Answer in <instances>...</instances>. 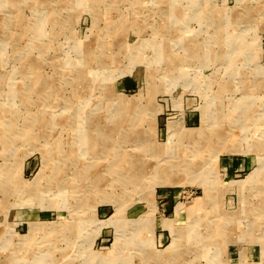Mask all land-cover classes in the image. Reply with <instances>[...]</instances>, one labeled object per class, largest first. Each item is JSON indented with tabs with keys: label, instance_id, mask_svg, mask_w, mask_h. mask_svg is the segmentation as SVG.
<instances>
[{
	"label": "rangeland",
	"instance_id": "374dc122",
	"mask_svg": "<svg viewBox=\"0 0 264 264\" xmlns=\"http://www.w3.org/2000/svg\"><path fill=\"white\" fill-rule=\"evenodd\" d=\"M0 112V264H264V0H0ZM98 122L142 183L58 188Z\"/></svg>",
	"mask_w": 264,
	"mask_h": 264
},
{
	"label": "bare ground",
	"instance_id": "6f19581e",
	"mask_svg": "<svg viewBox=\"0 0 264 264\" xmlns=\"http://www.w3.org/2000/svg\"><path fill=\"white\" fill-rule=\"evenodd\" d=\"M175 9V8H174ZM176 16V15H175ZM183 20V19H182ZM229 38V37H228ZM91 58V57H90ZM36 65V64H35ZM36 68V67H35ZM30 79V78H29ZM86 80V79H85ZM44 82V81H43ZM82 83V82H81ZM85 83V82H84ZM38 84V83H37ZM45 86V85H44ZM46 87V86H45ZM17 90V89H16ZM14 91V90H13ZM12 91V92H13ZM19 91V90H18ZM17 92V91H16ZM33 92V91H32ZM38 92V91H37ZM49 92V91H47ZM53 92V91H52ZM24 93V92H23ZM52 95V94H51ZM50 95V96H51ZM29 96V95H28ZM20 97V96H19ZM79 97V96H78ZM77 99V98H76ZM82 99V98H81ZM121 99V98H120ZM117 100V99H116ZM103 101V100H102ZM106 101V100H105ZM121 101V100H120ZM28 102V101H27ZM48 103V102H47ZM51 105V104H50ZM128 106V105H127ZM3 107V106H2ZM59 107V106H58ZM4 108V107H3ZM97 108V107H95ZM104 108V107H103ZM2 109V108H1ZM5 110V109H4ZM104 110V109H103ZM105 110H107V108H105ZM113 110V109H112ZM57 111V110H56ZM55 111V112H56ZM88 111V110H87ZM10 112V111H9ZM106 112V111H105ZM1 113V112H0ZM4 113V112H3ZM7 113V112H6ZM17 113V112H16ZM41 113V112H40ZM100 113V112H99ZM19 114V113H18ZM58 114V113H57ZM16 115V114H15ZM40 115V114H39ZM87 115V114H86ZM100 115V114H99ZM121 115V114H120ZM14 116V115H13ZM56 116V115H54ZM53 117V116H52ZM83 117V116H82ZM11 118V117H10ZM44 118V117H43ZM46 118V117H45ZM69 118V117H68ZM28 119V118H27ZM55 119V118H54ZM16 120V118H15ZM56 120V119H55ZM99 120V119H98ZM106 120V119H105ZM118 120V119H117ZM133 120V119H131ZM27 121V120H26ZM70 121V120H69ZM87 121V120H86ZM90 121V120H89ZM113 121V120H112ZM134 121V120H133ZM46 122V121H45ZM66 123V122H65ZM69 123V122H68ZM76 123V122H75ZM117 123V122H116ZM131 123V121H130ZM14 124V123H13ZM47 124V123H46ZM53 124L52 122L48 125H51ZM113 124V123H111ZM174 124V123H173ZM176 124V123H175ZM66 125V124H65ZM78 125V123H77ZM68 126V125H67ZM178 126V125H177ZM62 127V126H61ZM94 127V128H92ZM180 127V126H179ZM76 129V128H75ZM94 129V130H93ZM133 129V130H132ZM132 134H131V137L129 138L130 139H136L137 141H142V132L140 130H135L134 128H132ZM113 130L116 134L115 135V138L117 139V141L115 142V145H118V150L116 151L117 153H119L117 155V163H116V166H106L105 168L103 169H95L94 166H89L88 168V171L86 170L87 166H81L79 167L77 164L75 165V163H73V166H74V172L71 174V175H68L67 171L68 169L70 168L69 166H66L67 164H64V165H60V166H57L55 167L54 165V175H53V180H54V183L56 182L58 184V188H62L66 182L69 180L70 177H80L81 179H83V181H85L86 183L89 184V190L88 192H95L96 194H104V190H106L108 187L111 186V182L109 179L111 177H115L116 175L120 176V173L119 171H121L122 169L124 170H127V169H131V167H135V174H132V178L135 179V182L134 184H138V183H142L141 180L145 174V172H147V168H145V163L142 161L140 162H137V166H135L136 164H132L130 161H129V156H127L125 154V150H119V146L122 145V144H125L124 141H125V131L123 132V130H125V128H123L120 125H116L115 127L113 128H110L107 124L105 125L104 123L102 122H98L96 125L93 126V124L91 123L85 130V132H82L80 134L77 135V139L80 143L79 145V148H82V147H85V150L81 151L79 157L77 156L76 160L74 162L76 163H79L80 161H82L84 159V157H88L89 155H94V153L98 152L96 150V147L100 146V144H103V142H105L111 135L109 134V132ZM30 131V130H29ZM73 131V130H72ZM53 132V131H52ZM118 132V133H117ZM176 132L178 133L177 130L174 129L173 133ZM22 133V132H21ZM72 133V132H71ZM36 134V133H35ZM77 134V133H76ZM180 134V132H179ZM182 134V133H181ZM43 136V135H41ZM203 136V135H202ZM60 137V136H59ZM73 137V136H72ZM76 137V136H75ZM191 137V136H189ZM188 137V138H189ZM29 138V137H28ZM51 138V136H50ZM64 138V137H63ZM183 138V137H182ZM30 139V138H29ZM74 139V138H73ZM114 139V138H113ZM127 139V137H126ZM193 139V138H192ZM49 140V139H48ZM65 140V138H64ZM229 140V139H228ZM227 140V141H228ZM181 141V140H180ZM204 141V140H203ZM59 142V141H58ZM73 142V141H72ZM108 142V140H107ZM183 142V141H182ZM56 143V142H55ZM117 143V144H116ZM54 144V143H53ZM62 144V143H61ZM70 144V143H69ZM75 144V143H73ZM199 144V143H198ZM71 145V144H70ZM169 145V144H168ZM193 145V144H192ZM59 146V145H58ZM62 146V145H61ZM66 146V145H65ZM73 146V145H72ZM76 146V145H75ZM164 146V145H163ZM56 147V146H55ZM78 147V146H77ZM101 147V146H100ZM158 147V146H157ZM198 147V146H197ZM64 149V148H63ZM71 149V148H70ZM99 149V148H98ZM109 149V148H108ZM108 149H105L104 147L101 149V153H106V152H110L111 150H108ZM115 149V148H114ZM54 150V149H53ZM100 150V149H99ZM52 151V150H51ZM67 151V150H66ZM79 151V150H78ZM164 152V151H163ZM55 153V152H54ZM64 153V152H63ZM180 153V152H179ZM58 154V153H57ZM61 154V153H60ZM65 154V153H64ZM74 154V153H73ZM76 154V153H75ZM98 154V153H97ZM45 155V154H44ZM67 155H70V154H66ZM111 155V154H110ZM61 156H64L63 154ZM76 156V155H75ZM99 156V154H98ZM105 156V155H104ZM71 157V156H70ZM95 157V156H94ZM101 157V155H100ZM114 157V156H113ZM194 157V156H193ZM60 158V157H59ZM67 158V157H66ZM74 158V157H72ZM89 158V157H88ZM183 158V157H182ZM198 158V157H197ZM201 158V157H200ZM110 160V159H109ZM171 160V159H170ZM191 160V159H190ZM52 161H54V159H52ZM137 161V160H136ZM64 162V161H63ZM88 162V161H87ZM112 163V162H111ZM148 163V162H147ZM55 164H56V161H55ZM85 164V163H84ZM198 164V163H197ZM142 165V166H141ZM163 165V164H162ZM148 166V165H147ZM203 166V165H202ZM69 167V168H68ZM153 167V166H151ZM174 168L175 166L174 165H171L170 167H167V170H164V168H161V166L158 164L154 165V167L152 168V171L150 173V176L151 178H157V176L159 177L158 180H157V183L159 185L162 184H167V182L170 180L171 176H173L174 174L176 175L174 171ZM53 169V168H52ZM208 170V169H207ZM87 171V172H86ZM183 171V170H182ZM199 172V171H198ZM115 173V175H114ZM118 173V174H117ZM52 175V174H51ZM49 177V176H48ZM128 177V176H127ZM204 177V176H203ZM38 178H40V176H38ZM38 178L33 181L32 185L31 184H28L30 186L33 187L36 186L37 184V180ZM201 179V178H200ZM152 180V179H151ZM43 181V180H42ZM121 182V181H120ZM144 182V181H143ZM87 184V186H88ZM122 184V183H121ZM144 184V183H143ZM243 184V183H242ZM69 185V184H68ZM142 185V184H141ZM30 188V187H29ZM109 189V188H108ZM59 192V191H58ZM57 192V193H58ZM64 192V191H63ZM77 192V191H76ZM79 192V191H78ZM30 193V192H29ZM79 194V193H77ZM86 194V193H85ZM58 195V194H56ZM84 196V195H83ZM87 197V196H86ZM37 198V197H36ZM123 198V196L121 197ZM120 198V199H121ZM106 200L104 202H111V201H114V197L113 196H110L108 195L107 198H105ZM121 202V201H120ZM152 206V205H151ZM183 206V204H182ZM250 207V206H249ZM177 208V211L178 209L180 208V206L176 207ZM115 210H116V216H117V220H120V218L123 217V209L122 207L120 206V204H117L115 205ZM252 210V209H251ZM125 213V212H124ZM182 213V212H181ZM186 215V214H185ZM60 217V215H58ZM184 216V215H183ZM193 221V220H192ZM170 223V222H169ZM35 224V223H34ZM153 224V223H152ZM194 225V224H193ZM125 226V225H124ZM191 225H189L190 227ZM173 229V227H171ZM184 228V227H183ZM223 228V227H222ZM234 228V227H233ZM36 229L35 227H31L30 228V232L32 230ZM136 229V228H135ZM186 229V228H184ZM50 230V229H49ZM226 230V229H225ZM213 231V230H212ZM215 231V230H214ZM77 232V231H76ZM120 232V231H119ZM175 233V231H174ZM173 233V234H174ZM177 233V232H176ZM190 233V232H189ZM139 234V233H138ZM186 235V234H185ZM220 235V234H219ZM175 236V235H174ZM181 236V235H180ZM179 236V237H180ZM224 236V235H223ZM178 237V236H177ZM192 237V236H191ZM132 238V237H131ZM173 239V238H172ZM180 239V238H179ZM193 239V238H192ZM215 240V238H213ZM137 240V239H136ZM135 240V241H136ZM151 240V239H150ZM178 241V240H177ZM186 241V240H185ZM45 242V241H44ZM144 242V241H143ZM142 242V244H143ZM136 243V242H135ZM149 243V242H148ZM185 243V242H184ZM121 244V243H120ZM179 244V243H178ZM52 245V243H51ZM53 246V245H52ZM141 246V244H140ZM139 246V247H140ZM145 246V244H144ZM50 247V246H49ZM142 247V246H141ZM142 249V248H141ZM47 250V249H46ZM184 250V249H183ZM185 251V250H184ZM181 252V251H180ZM172 253V252H171ZM139 254V253H138ZM162 254V253H161ZM91 255V254H90ZM113 255V254H111ZM127 255V254H126ZM150 256V255H149ZM158 256V255H157ZM156 256V257H157ZM161 256V255H160ZM167 256V255H165ZM91 258V256H89ZM155 257V256H154ZM111 258V257H110ZM125 258V257H124ZM92 259V258H91ZM94 259V258H93ZM100 259V258H99ZM149 259V258H147ZM154 259V258H152ZM41 260V259H40ZM97 260V259H96ZM156 260V259H155ZM175 260V259H174ZM43 261V260H42ZM145 261V260H144ZM153 261V260H152ZM169 261V260H168ZM172 261V260H170ZM38 262V261H37ZM98 262V261H97ZM149 262V261H148ZM39 263V262H38ZM100 263V262H99ZM125 263V262H124ZM132 263V262H131ZM151 263V262H150ZM40 264V263H39ZM166 264V263H165Z\"/></svg>",
	"mask_w": 264,
	"mask_h": 264
}]
</instances>
